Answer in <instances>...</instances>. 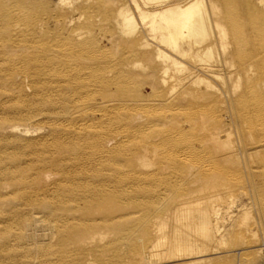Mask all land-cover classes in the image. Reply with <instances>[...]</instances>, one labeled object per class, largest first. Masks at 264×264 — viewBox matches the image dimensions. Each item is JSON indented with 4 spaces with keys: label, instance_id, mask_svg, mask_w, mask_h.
<instances>
[{
    "label": "rangeland",
    "instance_id": "1",
    "mask_svg": "<svg viewBox=\"0 0 264 264\" xmlns=\"http://www.w3.org/2000/svg\"><path fill=\"white\" fill-rule=\"evenodd\" d=\"M93 1L94 0H37L39 7L38 9H36L37 10L36 12H38L37 17L42 19L43 22L50 21L48 31L46 30L45 32H42V36H44L42 38V42L44 38H45L44 39L45 43L47 42L46 44L45 43L43 44L45 46H42L43 48L42 51L45 52V53L42 52V61L44 60L46 64L50 63L52 65L57 66L58 63L57 61L50 60L53 57L54 52L57 51L56 50L57 48L53 47L51 44L54 43L53 45L55 46V41L58 39L59 47L61 45L60 49L63 48L62 50H65V47L67 46L69 41H71L74 44L78 43V41H76V37L69 36L71 31L74 33L73 35H75L76 33L84 32L83 34L84 36H86L85 40L87 41L91 40L89 44L90 47L89 51L91 52V56H92L91 57L92 61L90 63L94 70L93 74L97 75L98 73V76L100 77L102 76L101 78H104L106 84L107 83L108 84L107 85L103 84L102 86L92 90V93H98V95L92 94L91 98H93V100L86 102L88 105L81 100H79V103L77 102L76 104H71V105L69 104L71 108L73 107L72 112L74 109V105L78 108L76 109L75 107L76 110L72 114L74 117L70 115L72 116V118L66 114H60V113L50 114L48 111H39L40 112L39 113L37 111L32 112L29 110L31 112L29 113L28 109H26L28 107H24L25 103L27 102H31V104L33 103L32 109L40 108V103L38 102L37 97H34V94H32L33 89H30L28 91L29 96L27 98H24L25 101L19 100L18 102L17 101L15 102L14 100L8 102L7 110L4 111V116L6 115L8 119V121L5 123V127L7 128V130L0 131V136H1L0 140L6 147L4 150L5 152L3 151L2 152L3 155L7 158L3 161V163H0V166H5V168H9L7 170L8 173H11V176H14L15 179H21L22 175L25 174L27 175L33 174L35 170L40 168H42V170L45 168H49L53 170L61 169L64 163L63 160L64 158L67 157L66 155H68L69 157L70 154H77L78 148L80 152L87 150L86 143L90 142L89 138L85 137V139L82 140L81 138L72 136L70 134L72 131L77 130L78 128L76 127L78 126L77 121H79L80 117L83 115L85 108L90 105L91 107H96V108L99 106L98 108L102 109L103 108L102 102L107 100H113V98L115 99V101L108 103L107 106L117 105L118 107L115 108V110H113V107H108L107 109L104 108L105 110L102 109L101 111H96L93 119L89 118V122L93 123L90 124L93 125L94 127L93 129L97 130V132H100L101 130L115 131L117 129L118 130L133 129V130H137L136 136L142 139L144 138V136H147V134L148 135L150 134L151 132L149 129L150 127L151 130H160L159 128L163 126L164 127L161 128V130L162 129L185 130V131L187 130V132L183 136V139L181 140L180 138L179 140V142L181 141L185 142L182 143L183 146L182 150L180 151V149H178L175 151L177 153L179 151V154L181 155L182 153L187 154L186 151L188 150V147L185 148L186 145H190L191 143L194 142L192 146L194 147L196 146L197 134L195 133L194 130H197V128L198 130L200 128H202V130H222L223 131L221 134L222 139H225L224 137H227L226 135L229 134L228 136L230 138L229 142L233 145L236 151L238 150L237 152L239 154V162L237 164H225L224 166L217 164L218 168L220 167V169L221 168L223 169L221 170L222 174L224 173L226 174L223 176L225 184L234 187L236 190L228 194L223 193L221 194L220 198L212 196L213 193L208 194L209 197L210 196L213 197L214 201H217L216 203L212 204V207H209L208 210L210 214L213 215V223L217 221L214 225L215 226L218 225L219 230H221L219 233L220 235L217 236L218 239L216 237L211 244L212 246L210 245L209 247L210 252L202 254V257H197L198 255H190L187 257L175 256L166 260L164 259V257L166 256V247H161L160 249L158 248L154 250H150L146 248L144 251H142V255H143L142 260L138 257L132 261L131 259L124 257V259H122L121 262L127 264H132L136 262H137L136 264H175V263L176 264H182V263L239 264L245 262L246 260L245 258L248 259L247 256H250L249 261L251 257L252 260L250 261V263H246V264H264V166H263L264 162L262 161L261 157L260 158L253 157L250 159L249 155L245 150L246 148H248V145L250 146V144H252V142H255V140L258 141L260 139H264L263 136L264 122L262 123V121H264V111H263L264 110V80H263L264 79V63H263L264 62V45H263L264 44V8L262 9V7H264V1L263 0H199L201 2L200 8L197 10V12L195 11L190 15L191 19L193 18L195 19L196 18L195 15L198 16V14L202 16L201 22L202 25H204V31L203 33L197 32L199 36L202 35L201 37H198V39L192 35V31L190 35V31H188L185 28L183 30L182 28L183 23L185 21L187 22V18H189V16L188 17L185 16L182 13V11L187 6H189L193 0H114V2L111 0H103V3H101V0H95L94 2ZM92 9L95 12L91 11ZM121 12L129 14L133 17L134 19L133 25L135 26V30L133 32H130L128 34L127 32H125V29L123 27V19L121 16L122 14ZM203 13L204 15H202ZM111 16H113V19ZM54 17H56L57 19ZM81 27L82 30H80ZM60 28H62V30ZM73 28L76 30L74 31ZM192 28L193 29L195 28V24L192 25ZM211 29L214 33L211 31ZM184 33L186 34V36ZM124 34L127 35L125 36ZM169 35L173 36V39L175 40V44H172V42L168 39ZM187 35H189V38ZM113 36L116 37L114 38ZM127 36L129 37L127 38ZM164 38H165V42H164ZM200 38L202 39V41ZM214 40L216 41L215 43ZM65 41L68 43H66ZM131 41H134L132 42L133 44L131 43ZM91 42L93 46L94 44H96L94 47L92 46L93 48H91L92 45ZM111 44L113 45V47ZM138 45L139 48L136 47ZM46 46L49 47L48 50H52V51H48V50L45 51ZM96 48L97 51H95ZM91 49L92 50L95 49V50L92 51ZM104 51L107 54H111V55H109L108 57V55L104 53ZM144 51L146 53H144ZM198 51L200 53H198ZM133 52H137L138 54ZM174 52L178 53L179 55L177 54L178 55L177 56ZM201 52L203 54H201ZM96 54L97 57L94 58L95 56L93 55ZM99 55H103V57H100ZM135 55L139 59H137ZM192 55L195 56L193 57ZM151 56L153 57V59L151 58ZM190 56L193 59L190 58ZM141 57L143 59H141ZM132 58L134 60H132ZM95 59L99 61H96ZM152 61L154 62V64H152ZM138 62L146 66L147 70L145 72H140L138 69L134 67L135 63ZM92 63H94V65ZM121 63L122 64L125 63V64L122 65ZM116 64L117 66H115ZM105 69L108 71H106ZM164 70L167 71L165 74H164ZM119 73L120 75H122L123 73L124 74L119 78L120 76ZM136 73H138V75H136ZM151 73L157 75L153 76L152 78ZM105 74L107 75L105 76ZM116 75H118V77ZM145 75L147 76V78H145L146 77ZM125 76L128 79H130L129 81L132 80V82L127 81V78ZM157 76H159V78H157ZM133 77L137 79L135 80ZM154 77L157 78L158 81L155 80ZM248 77L250 78V80L248 79ZM260 78L263 79L260 80ZM32 79L34 80L33 77L29 78L28 83L33 81ZM196 79L197 80L201 79L203 81L205 80V82L198 84ZM95 80L98 81V78ZM110 82L112 83L110 84ZM44 83L46 82L44 79H42V85ZM124 83H126L125 85L126 90L125 87H122L124 86ZM136 83L138 84V86ZM206 83H209V86L210 85L213 86L208 87ZM9 85H10L9 82L0 83V92L3 93L8 91L11 88ZM137 87L139 88L137 89ZM191 87L193 90L191 89ZM130 90L132 91L129 92ZM188 90H190V92ZM195 91L196 94L201 91L202 94L205 95L201 96V92H200L199 93L200 95L197 94L198 95L197 97L196 94H193ZM255 91L257 92L256 93L257 95H255ZM123 92H127L128 94ZM163 92H165V94ZM169 92H172V94H169ZM207 92L208 94L211 95H207ZM116 93L118 94L116 95ZM139 94L141 97L139 96ZM162 94L165 95L163 99L162 96L164 95ZM108 97H112V98L107 99ZM203 97L204 99H202ZM130 99L131 101H129ZM135 99L138 101H136ZM127 102H128L127 105H122V104H126ZM171 102L174 103L172 104ZM129 103L131 105H129ZM135 103L137 105L138 103H143V104H140L137 107V105H134ZM150 105L153 106V108H151ZM125 106H127L128 109ZM121 107H124L122 109V112H121ZM139 107L140 108L143 107L141 108L143 110L141 111ZM163 108H165V110H163ZM136 109L138 111L134 112V110ZM147 109L148 110L150 109L149 110L150 112L152 111L151 114L156 113V111L158 112L159 109H161L159 110L160 112L162 110L163 112L162 113L158 112L159 114L156 113L155 114L156 117H155L154 115H148L147 113L149 111ZM152 109H154V112ZM97 112H101L102 114ZM103 112L105 115H103ZM164 113L167 115V116L164 115L165 119L162 117ZM31 114H33L32 115L33 117L31 116ZM59 114H60V118H59L60 120L58 119L59 116L57 117V115ZM48 115H53V117ZM157 115H159V119H157L158 118ZM134 116L143 117L142 122L140 121L139 124H132L131 120L132 117ZM150 116L152 117L150 118ZM202 117H206L207 121L205 123L201 121ZM31 118L33 120H31ZM144 120L145 121L147 120L148 122L150 121L149 123L151 126H149L148 122L147 121L145 122ZM192 120L194 122L193 124L197 123L196 125H194L195 127L192 125V122H189ZM198 120H200V122ZM18 121L22 122V124L18 123ZM63 121H64L63 123L64 125L63 124L61 125ZM119 121L120 123L122 122V124H120ZM164 121L166 122L164 123ZM151 122H154V124L153 123L151 124ZM155 122L158 125H156ZM142 123L144 127L142 125L140 126V124ZM145 125L149 127L144 129L146 127ZM152 125L154 126L156 125V127H153ZM139 129H140V133H138ZM231 130L233 132L232 135L230 133ZM235 131L236 133L237 131H240L241 134L239 132L237 133L238 136H235L236 135ZM248 132H252L251 135L254 134L252 136L253 137L256 136V138L254 137L255 139L253 138L254 140H251V138L248 135ZM141 134H143V136H141ZM191 134L192 136L189 138L188 135ZM185 136H188L186 137L187 139L185 138ZM236 141L239 143L238 146ZM197 147L199 146H196V148ZM202 149L205 150V148L203 147ZM51 150L54 152H52ZM203 150H201L200 147L199 149L197 148L194 151L189 149V151H192V153L194 152V155L196 156L195 157L192 154L193 157L195 158L192 159V162L195 165L197 164V166L204 165L206 162H207L206 164H211L212 162H214L212 161L213 159H210L211 155L209 156V154L207 155V153L205 155V151ZM206 150L208 149L206 148ZM183 151H185V153ZM240 152L242 153L240 154ZM51 154L52 155L54 154L55 156L53 155L52 158ZM57 155L59 156V158ZM201 156L205 158L201 159ZM56 157L58 159H56ZM199 160L206 162H200ZM59 161H61L62 163ZM194 161H198V163ZM210 161L212 162L208 163ZM257 161L260 162L257 163ZM212 164H214L213 166L216 165L215 162ZM0 172L2 173V171ZM236 182H238V184ZM241 183H244L243 186ZM240 184L242 187L240 186ZM243 190L247 192L243 193L244 192ZM5 192L7 191H4V193ZM146 193L147 192H143L142 193L143 196L139 194L140 196L138 195V197L140 199L144 197L147 200L152 199L154 201L155 199H157L159 200V201L156 200L157 203L162 201L160 200L162 197L157 198V194L155 195L150 191H148L149 195L148 193L146 195ZM244 195L247 196L245 197ZM202 196L204 195L201 194L200 197ZM42 197L43 196L38 197V200H36L35 198V201L33 200L34 201L33 202V201H29L28 198L27 199L24 198V196L23 197L20 196L19 194L10 196L9 202L12 203L11 205L12 206L19 205L20 206L19 208H21V210L18 212L17 210H15V212L10 211L11 209L3 210V212H5L4 214L6 215H2V216L4 217L6 216L7 218H10L9 221L10 223L8 222L7 225L6 222L0 223V250H1L0 264H38V263L43 264V261L46 260L59 262L61 257V252L63 250L66 249L74 250V247L72 248V246L69 247H65V246L63 247L62 245L60 246V243L58 242L59 233L57 228L55 227L56 225L59 224L57 222H59L61 219H66L67 216H69V214L73 212L70 209L71 207L69 206L70 207L69 208L66 206L63 209L62 208L60 209L58 205L59 202L57 200L55 201V199H53L54 200L53 201L51 197L50 198L49 197L42 198ZM229 202L233 205V208L230 206L231 204ZM29 203H31L32 205H30V207L27 205L26 207L25 204H29ZM223 203L225 204L229 203V204L225 205ZM45 205H47V207H45ZM35 207L36 208L39 207L38 211ZM222 207L224 210H222ZM41 208H44L46 212H44V209ZM54 208L55 211L51 210ZM234 208L235 210H233ZM40 209L41 211H39ZM216 209H218L219 211ZM236 210L237 212L238 211L239 212L236 213ZM142 211L139 210V217L140 216L142 217V215H146L148 213L149 216L153 215L151 209H148L146 207L144 208V210L142 209ZM214 212L215 213L219 212V215H221V217L223 215L224 218L223 217L219 218V215L218 217H216ZM224 212H226L227 214H225ZM23 213L29 214L28 217L30 218V220H26L27 217L25 218V215H23ZM73 213H75V216H79L78 212H73ZM230 213H232V215ZM30 214L32 216H30ZM60 214L62 218L60 217ZM21 219L22 220L24 219L25 222L27 221V224L24 221L22 222ZM197 223L198 222L195 221L191 225L194 226ZM169 225L170 226L167 229V234L169 233L168 235H171L172 222H170ZM170 239L169 241H171ZM220 242L222 244H218ZM33 248H35V250H33ZM46 248L49 249L46 250ZM45 252L47 254H45ZM162 252L163 254H161ZM157 254L160 256L157 257ZM21 255L23 258L21 257ZM150 255L152 256V258ZM109 258H110L109 262L111 263L117 262L116 258L113 257L111 258L109 256L105 260L107 264H109L108 262ZM93 263L98 264L99 262L92 261L91 259L90 261L89 260L86 261V263L84 264H93ZM60 264L63 263L61 262Z\"/></svg>",
    "mask_w": 264,
    "mask_h": 264
},
{
    "label": "bare ground",
    "instance_id": "2",
    "mask_svg": "<svg viewBox=\"0 0 264 264\" xmlns=\"http://www.w3.org/2000/svg\"><path fill=\"white\" fill-rule=\"evenodd\" d=\"M111 1L114 2V0H111ZM101 3H103V0H101ZM200 5H201V2L199 0H193L192 3L182 11V13L185 16H187V17L189 16V18H187V22L185 21L183 23V26H182L183 30L185 28L188 31H190V35H191V31H192V35L195 36V38H197V39H198V37L202 36L201 34H200L201 36H199L198 33H203V31H204V25H202V22H201L202 16L197 13L198 16L195 15L196 18L191 19L190 15L192 13H194L195 11L197 12V10L200 8ZM38 8L39 7H38L37 0H0V83L9 82V84H10L9 86L11 87L6 92H3V93L0 92V99H1V101H0V131L7 130V128L5 127V123L8 121V119H7L6 115L4 116V111H6L7 107H8L7 103L10 101H14V100H15V102L16 101L18 102L19 100L25 101L24 98H27L29 96L28 91L30 89H33L32 94H34V97H37V100L40 103V108L32 109L33 103L31 104V102H27L28 101L27 100L26 101L27 103H25L24 107H28V108H26V109H28V111L29 110L32 112L33 111H37V112L48 111L50 114L60 113V114H66V115L70 116L78 108L74 105V109L72 112L73 107L71 108V106H69V104L71 105V104H76L77 102L79 103V100H81L85 104H87L86 102L93 100V98H91L92 94L98 95V93H92V90L102 86L103 84H106L105 79L101 78L102 76L101 77L98 76V73H97V75L93 74L94 70H93V67L91 66V63H90L92 61L91 60L92 56H91V52L89 51L90 50L89 44H90L91 40L90 41L85 40L86 36H84V34H83L84 32L83 33H76L75 35H73L74 33L71 31L69 36L70 37H76V41H78V43L74 44L69 40H68L69 43L65 41L66 43H68L67 46L65 45L66 46L65 50H62L63 48L60 49L61 45L59 47L58 39L57 40L55 39L56 40L55 46L53 45L54 43L51 44L53 47L57 48L56 49L57 51L54 52L53 57L50 60L51 61H57L58 62L57 66L52 65L50 63L46 64L44 60L42 61V52H43L42 46H45V45H43L45 43V40H44L45 38L43 39V42H42V38L44 37V36H42V32H45L46 30L48 31L50 21H44L43 22L42 19L37 17L38 12H36L37 11L36 9H38ZM106 8H107V6H106ZM263 8L264 7H262V9ZM116 10H118V9H116ZM91 11H94V10L92 9ZM198 12H200V11H198ZM121 13H122L121 16L123 19V27L125 29V32H127V34L130 32H133L135 30V26L133 25V23H134L133 17L129 14H126L123 12H121ZM202 15H204V13ZM113 16H111L112 19H113ZM261 16H263V15H261ZM65 17H66V15H65ZM54 18H56V17H54ZM206 20H207V18H206ZM193 24H195L194 29L192 28ZM120 26H122V25H120ZM217 27H219V26H217ZM115 28H117V27H115ZM55 29H57V28H55ZM60 29L62 30V28H60ZM75 30L76 29H74V31ZM80 30H82V27ZM110 30H112V29H110ZM211 31H212V29H211ZM79 32H81V31H79ZM114 32H116V31H114ZM208 33H209V31H208ZM63 34H64V32H63ZM186 34H187V32H186ZM186 34H185V36H186ZM114 35H116V34H114ZM121 35H123V34H121ZM103 36H104V34H103ZM187 36L189 38V35H187ZM113 37L115 38L116 36H113ZM128 37L129 36H127V38ZM213 37H214V35H213ZM53 38H54V35H53ZM168 39L172 42V44H175V40L173 39L172 35H169ZM93 40H95V39H93ZM114 41H116V40H114ZM201 41H202V39H201ZM92 42H91V44H92ZM132 42H134V41H131V43ZM164 42H165V38H164ZM215 42L216 41L214 40V43ZM118 44H119V42H118ZM200 44H201V42H200ZM95 45L96 44H94V46ZM135 45H136V43H135ZM140 45H141V43H140ZM92 46H93V44L91 45V48L94 47V46L93 47ZM102 47H104V46H102ZM112 47H113V45H112ZM136 47L139 48V45ZM48 49H49V47L46 46L45 51H47ZM94 50H92V51H94ZM48 51H52V50H48ZM95 51H97V48ZM134 51H136V50H134ZM199 51H198V53H200ZM43 53H45V52H43ZM104 53H106V52L104 51ZM133 53H137V52H133ZM144 53H146V52L144 51ZM50 54H51V52H50ZM175 54L177 55L178 53H175ZM201 54H203V53L201 52ZM103 55H99V56L103 57ZM107 55L109 57V55H111V54H107ZM146 55H148V54H146ZM93 56H95L94 58H96L97 54L93 55ZM132 56H134V55H132ZM135 57H136V55H135ZM133 58H132V60H134ZM151 58L153 59L152 56H151ZM190 58H192V57L190 56ZM137 59H139V58H137ZM141 59H143V58L141 57ZM96 61H99V60H96ZM105 62H107V61H105ZM114 62H115V60H114ZM146 62H148V61H146ZM99 63H101V62H99ZM33 64H35V65H33ZM92 64L94 65V63H92ZM124 64H122V65H124ZM152 64H154L153 61H152ZM115 66H117V64ZM176 66H178V65H176ZM134 67L136 69H138L140 72H145L147 70L146 66L142 65L139 62L135 63ZM106 71H108V70H106ZM166 72L167 71L164 70V74ZM127 73H128V71H127ZM149 74H150V72H149ZM106 75L107 74H105V76ZM119 75H120V73H119ZM122 75H120L119 78ZM136 75H138V73H136ZM151 75L153 78V76H156L157 74L154 75L151 73ZM116 76L118 77V75H116ZM32 77L34 78V80L32 79L33 81L28 83L29 78H32ZM111 77H112V75H111ZM130 77H132V76H130ZM97 78H98V81L95 80ZM143 78H144V76H143ZM145 78H147V76ZM157 78H159V76H157ZM157 78L154 77V79L158 81ZM42 79H44L46 82L43 85H42ZM248 79L250 80L249 77H248ZM262 79L260 78V80H262ZM110 80H112V79H110ZM129 80L130 79L127 78V81H129ZM129 82H132V80ZM204 82H205V80L204 81L201 79L197 80L198 84L204 83ZM111 83L112 82H110V84ZM126 83H124V86H122V87H125V90H126V86H125ZM152 83H153V81H152ZM253 83H255V82H253ZM114 84H115V82H114ZM206 84L208 85V87L211 86V85L209 86V83H206ZM250 84H251V82H250ZM137 86H138V84H137ZM158 87H159V85H158ZM138 88L139 87H137V89ZM256 88H258V87H256ZM118 89H119V87H118ZM159 89H161V88H159ZM187 89H188V87H187ZM191 89H192V87H191ZM103 91H105V90H103ZM131 91L132 90H130L129 92H131ZM188 91L190 92V90H188ZM94 92H97V91H94ZM98 92H100V91H98ZM208 92H207V95H211V94H208ZM123 93L128 94L127 92H123ZM137 93H139V92H137ZM163 93L165 94V92H163ZM199 93H197V94H199ZM256 93L257 92L255 91V95H257ZM117 94L118 93H116V95ZM140 94H139V96H140ZM164 94H162V95H164ZM169 94H172V92H169ZM193 94H196V91ZM135 95H136V93H135ZM202 95L203 94L201 92V96ZM133 96H134V94H133ZM163 97H165V95L162 96V99H163ZM197 97H198V95H197ZM252 97H251V100H252ZM110 98H112V97H108L107 99H110ZM242 98H244V97H242ZM245 98H247V97H245ZM166 99H168V98H166ZM202 99H204V97ZM101 100H102V98H101ZM113 101H115L114 98H113V100H107V101L102 102V105H103L102 109L105 110L104 108L107 109L108 107H113V110H115V108L118 107L117 105L107 106L108 103L113 102ZM129 101H131V99ZM136 101H138V100H136ZM148 101H149V99H148ZM128 102L126 104H122V105H127ZM11 103H13V102H11ZM136 103L134 105H137ZM171 103L173 104L174 102H171ZM140 104H143V103H138V105H140ZM129 105H131V104L129 103ZM138 105H137V107H138ZM17 107H19V106H17ZM75 107H76V109H75ZM98 107L97 108L91 107L90 105L86 108L84 107L85 111H84L83 115L80 117L79 121H77L78 122V126H76V127H78L77 130L72 131L70 133L72 136H76L78 138H81L82 140L85 139V137L89 138L90 142L86 143L87 150L80 152L79 148H78L77 154H70L69 157H68V155L65 154L67 157L64 158L63 167L61 169L53 170V169L45 168L42 170V168H40V169L35 170V172L33 174H30V175L25 174V175H22L21 179H15L14 176H11V173H8L7 170L9 168H5V166H0V171H2V173L0 172V220H1L0 223L6 222V225H7L8 222L10 221V218H7L6 216L5 217L2 216V215H6V214H4L5 212H3V210H6V209L10 210L11 209L10 211H14V212H15V210H17V212L21 210V208H19L20 207L19 205H15V206L13 205L12 206L11 205L12 203L9 202L10 196L18 195V194L22 197L24 196V198H26V199L28 198L29 201H33V200L35 201V198H36V200H38V197H40V196H43L45 198L51 197L52 200L55 199V201L57 200L59 202L58 205H59L60 209L61 208L63 209L66 206L67 207L70 206L71 208L70 207L69 208L71 209V211L78 212L79 216H75V213L72 212L71 214H69V216H67L66 219H61L62 217L60 214L61 218H59V219H61V220L59 222L54 221V222L59 223L55 227L57 228L58 233H59L58 242L60 243V246L61 245L63 247L64 246L65 247L72 246V248L74 247V250H70V249L63 250L61 252V257H60L59 262H54L52 260H50V261L46 260V261H43V264H60L61 262L63 264H84V263H86V261H88V260L90 261L91 259H92V261H98L100 264H107L105 260L109 256L111 258L113 257V258L117 259V262L111 263V262H109L110 261V258H109V260H108L109 264H127V263L121 262V260L124 259V257L131 259L132 261L138 257L142 260V257H143L142 251H144L146 248H148L150 250H154V249H158V248L160 249L161 247H166V256L164 254V256H165L164 259H166V260L169 258L175 257V256L176 257L177 256H180V257L186 256L187 257L190 255H198L197 257H202V254L207 253V252L209 253L210 252V249H209L210 245L212 244L214 239L220 235L219 233L221 231V230H219L218 225L217 226L214 225L217 221L213 223V215H211L209 210H208L209 207H212V204L217 202V201L213 200L212 196L220 198L221 194H223V193L228 194V193L234 192L236 190L234 187L229 186L228 184H225L223 176L226 174L225 173L222 174L221 170H223V169L222 168L220 169V167L218 168V165L224 166L225 164H237L239 162V154L237 152L238 150L236 151L234 149L233 145L229 142V139H230L228 137L229 134L226 135L227 137H224L225 139H222V137H221V134L223 132L222 130H202V128H200L201 130L200 129L198 130V128H197V130H194L195 133L197 134L196 146H199L201 150H203L202 147L205 148V150H203V151H205V155H206V153H207V155L209 154V156L211 155L210 159H213L212 161L215 162V164H216L215 166H217V167L213 166L214 164H212V163H214V162H212V161L208 162V163L212 162L211 164H206L207 163L206 159H205L206 161H200L199 160L200 162H206L205 163L206 165L204 163H202L204 165L197 166V164L195 165L192 162V159L194 158L193 157L194 152L192 153V151H189V149L193 150V151L196 150L197 148L199 149V147L196 148V146L195 147L192 146L194 144V142L191 143L190 145L185 146V148L188 147V150L186 151L187 154L185 153V151H183L185 154H183V153L182 154L186 155V156H183L182 154L180 155L179 151H178V153L175 152L178 149H180V151L182 150V147H183L182 143L184 141L179 142V140H180V138H181V140L183 139V136L187 132V130L186 131L185 130H163V129L161 130V128H163L164 126L159 128L160 130H151V127H150L149 128L151 131L150 134L149 135L147 134V136H144V138H142V139L138 138L136 136L137 130H133V129L132 130H130V129L129 130H123L121 128L122 130H118V129L115 131H110V130L102 131L101 130L100 132H97V130L93 129L94 128L92 125L93 123L89 122V118L93 119L96 111L102 110V109H99ZM125 107L127 108V106H125ZM123 108L124 107H121V112H122ZM141 108H143V107H141ZM151 108H153V106H151ZM26 109H24V110H26ZM161 109H159V110H161ZM129 110H130V108H129ZM142 110L143 109H141V111ZM152 110L154 112V109H152ZM159 110H158V112L162 113L163 110H165V108H163V110L161 112ZM254 110H257V109H254ZM30 111H29V113H31ZM135 111H138V110L136 109V110H134V112ZM148 111H146V112H148ZM230 111H231V109H230ZM130 112H132V111H130ZM149 112L147 113L148 115H154V116L156 113H158L157 111L154 114H151L152 111L150 113ZM25 113H27V112H25ZM97 113H101V112H97ZM165 113L163 115L162 114H160V115H162V117L164 118V115H166ZM60 114L57 115V117L59 116L58 119L60 118ZM147 114H144V115H147ZM32 115L33 114H31V116ZM103 115H105L104 112H103ZM140 115H141V113H140ZM48 116L53 117V115H48ZM72 116H70V117L72 118ZM157 116H158L157 119H159V115H157ZM151 117L152 116H150V118ZM39 118H41V117H39ZM142 118L143 117H141V116H134V117H132L131 122H132V124H139L140 121L142 122ZM31 120H33V119L31 118ZM10 121H11V119H10ZM98 121H95V122H98ZM128 121H130V120H128ZM150 121H151V119H150ZM198 121L200 122V120H198ZM201 121L203 123H205L207 121L206 117H202ZM43 122H45V121H43ZM149 122H148V125L151 126ZM156 122H155V124H156ZM165 122L166 121H164V123ZM189 122H192L193 126L197 124V123L193 124L195 122V119H194V122H193V120L189 121ZM263 122L264 121H262V123ZM18 123L22 124V122H19V121H18ZM63 123H64V121L61 123V125ZM90 123H92V124H90ZM119 123H120V121H119ZM152 123L154 124V122H151V124ZM120 124H122V122ZM34 125H36V124H34ZM141 125L144 127L143 123L140 124V126ZM156 125H158V124H156ZM156 125L155 126L152 125V126L156 127ZM163 125H166V124H163ZM199 125H200V123H199ZM263 125H264V123H263ZM68 126H70V125H68ZM145 126L146 127L144 129L149 127L147 125H145ZM72 128H74V127H72ZM157 128H155V129H157ZM60 129H61V127H60ZM91 131H93V132H91ZM138 131H139L138 133H140V129ZM191 131H193V130H191ZM240 131H237V133H239ZM146 133H144V134H146ZM230 133L232 135V133H233L232 130L230 131ZM237 133L235 131V134H236L235 136H238ZM251 133L252 132H248V135L251 138V140H254L256 138V136H254L255 137L254 138L252 136L254 134L251 135ZM262 133H263V131H262ZM187 134H190V133H187ZM192 134L188 135L189 138L192 136ZM240 134H241V132H240ZM88 136H91V137H88ZM141 136H143V134H141ZM188 136H185V138ZM0 138H1V136H0ZM189 138H188V140H189ZM82 143H85V142H82ZM236 143L238 146L239 143L237 141H236ZM5 148H6L5 145L0 140V163H3V161L7 158L3 155V152H5L4 151ZM206 148L208 150H206ZM33 149H34V147H33ZM245 150H246L247 154L249 155L250 159L253 157H257V158L261 157L262 161L264 162V139H260L258 141L255 140V142H252V144H250V146L248 145V148H246ZM240 151H242V150H240ZM52 152H54V151H52ZM241 153L242 152H240V154ZM53 155H52V158H53ZM60 155H62V154H60ZM242 156H243V154H242ZM242 156H240V157H242ZM58 158H59V156H58ZM58 158L56 157V159H58ZM203 158H205V157L201 156V159H203ZM59 162H61V161H59ZM194 162L198 163V161H194ZM259 162L260 161H257V163H259ZM261 165H262V162H261ZM236 183L238 184V182H236ZM241 184L243 186L244 183H241ZM241 184H240V186H241ZM250 185H251V183H250ZM244 187H246V186H244ZM4 191H7V192L4 193ZM148 191H150L151 193H154L155 195L157 194V198L162 197L160 199L162 201L157 203V201H159L157 199H155V201H154L152 199L147 200L144 197H142L141 199L138 197L139 194L142 195L143 192L148 193ZM245 192H247V191H244L243 193H245ZM147 193H146V195H147ZM209 193H213V195L209 197L208 196ZM201 194H203L204 196L200 197ZM148 195H149V193H148ZM247 195H249V194H247ZM247 195H244V196L246 197ZM42 198H40V199H42ZM45 202H47V201H45ZM223 204H225V203H223ZM228 204H225V205H228ZM25 205H26V207H27V205L30 207V205H32V204L29 203V204H25ZM230 206L233 208L232 204ZM45 207H47V205H45ZM145 207L148 209H151V211L153 212V215L149 216L148 215L149 213H148L146 215H142V217L140 216L141 217L140 218L139 217V210L142 211V209L144 210ZM22 208H23V206H22ZM38 208H36L37 211H38ZM41 209H44V208H41ZM41 209L39 211H41ZM51 210L55 211V208L51 209ZM216 210H218V209H216ZM222 210H224L223 207H222ZM233 210H235V208ZM44 212H46L45 209H44ZM66 212H68V211H66ZM226 212H224V213L227 214ZM238 212L236 210V213H238ZM10 213H13V212H10ZM216 213L214 212L215 216L218 217L219 212H216ZM220 214H222V213H220ZM230 214L232 215V213H230ZM23 215H25V218L27 217L26 220H30V218L28 217L29 214L23 213ZM233 215H234V213H233ZM30 216H32V215L30 214ZM33 216H35V215H33ZM220 217H221V215H219V218ZM222 217H223V215H222ZM36 218H37V216H36ZM31 220H33V219H31ZM23 221L25 222L24 219L22 220V222ZM195 221H197L198 223L196 225L192 226L191 224L194 223ZM44 222H45V220H44ZM170 222H172V231H171V235H168L169 233L167 234V229L170 226L169 225ZM25 223L27 224V221ZM25 223H24V225H25ZM12 230H14V229H12ZM170 237H171V239H170ZM51 238H52V236H51ZM169 239L171 241H169ZM217 239H218V237H217ZM22 241H23V239H22ZM191 241H192V243H191ZM218 244H222V243L220 242ZM60 246H58V247H60ZM47 249H49V248H46V250ZM33 250H35V248H33ZM211 250H212V248H211ZM13 251H15V250H13ZM0 252H1V250H0ZM45 254H47V253L45 252ZM161 254H163V252ZM253 255H254V253H253ZM256 255H255V257H256ZM159 256L160 255L157 254V257H159ZM21 257H22V255H21ZM247 257H248V259L245 258L246 259L245 262L239 263V264L250 263V261L252 260V257L250 258V261H249L250 256H247ZM151 258H152V256H151ZM161 259H162V256H161ZM161 259H160V261H161ZM163 261H165V260H163ZM136 263H132V264H136ZM182 264H195V263H182Z\"/></svg>",
    "mask_w": 264,
    "mask_h": 264
}]
</instances>
